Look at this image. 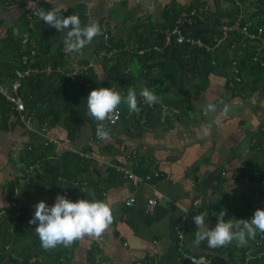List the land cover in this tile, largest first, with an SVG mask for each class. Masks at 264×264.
I'll use <instances>...</instances> for the list:
<instances>
[{
	"label": "crops",
	"instance_id": "0c3cea01",
	"mask_svg": "<svg viewBox=\"0 0 264 264\" xmlns=\"http://www.w3.org/2000/svg\"><path fill=\"white\" fill-rule=\"evenodd\" d=\"M201 2L212 0H38L37 8H52L64 12V16L78 13L82 24L98 22L101 33L109 35L106 41L100 33L82 50L70 51L64 45L65 33L37 15L28 17L33 12L31 0H0V79H8L15 65L16 48L5 45L3 40L9 35L21 38L38 28L29 39L32 47L39 49L45 37L50 43L49 53L36 59L39 69L53 70L45 73L47 76L60 69L71 83L77 82L73 85L79 87L80 96L72 94L78 98L82 116L70 137L64 123L66 112L59 121L48 116L46 88L34 94V107L26 104L31 127L21 124L10 108L5 129L0 109V264H15L11 257L16 259L17 252L28 246L30 264H188L175 252L178 226L185 228L183 246L188 253L213 255L211 247H203L206 240L195 242L199 227L194 222L195 215L207 210L205 223L211 227L221 210H225V220L235 222L251 218L258 208L264 209V77L251 58L252 49L245 50L252 43H244L243 52L238 54L235 50L227 53L229 48L223 44L219 50L221 67L214 75L207 66L202 67L204 77L210 81L208 88L199 94L185 89L188 100H176L178 104H192L194 111L187 116L176 118L171 112L165 122L160 106L150 108L141 103L133 112L122 103L119 107L123 116L109 129L111 138L97 139L94 127L98 121L85 114L86 91L79 81L89 71L97 87H112L123 96L129 87L134 88L130 82L136 78L128 57L106 56L110 40L113 44L128 41L134 46L136 33H143L154 42L156 38L149 28L166 25V10L172 15L182 6H199ZM153 17L156 23L151 25ZM256 52L259 49L253 53ZM104 57L112 59V63L104 64ZM55 62L60 63L56 68ZM233 62L239 70L237 84H230L235 86L234 94L225 89L226 81L232 78ZM90 64L92 67L83 68ZM80 68L79 75L72 78L71 74ZM184 76L183 72L180 79ZM56 78L46 80L47 85ZM178 83L174 85L185 99ZM24 89L28 91V85ZM141 99L144 100L142 96ZM209 104L215 107L209 109ZM1 105L7 106L0 97ZM67 153L75 158L63 159ZM62 161L72 166L65 173L70 180L58 177ZM50 163L53 173L48 170ZM123 170L149 176L157 172L160 177L133 187L123 179ZM55 177L59 179L57 184ZM64 183L74 186L68 189ZM253 184L255 188L250 189L248 186ZM58 194L73 201L87 198L108 202L113 209L111 224L99 237L86 234L70 244L44 248L36 225L29 221L37 202L45 200L51 205ZM130 198L135 202L127 207L125 203ZM149 199L155 201L151 212L147 210ZM218 203L220 206L212 209ZM230 244L244 246L235 240Z\"/></svg>",
	"mask_w": 264,
	"mask_h": 264
},
{
	"label": "trees",
	"instance_id": "16d2710c",
	"mask_svg": "<svg viewBox=\"0 0 264 264\" xmlns=\"http://www.w3.org/2000/svg\"><path fill=\"white\" fill-rule=\"evenodd\" d=\"M228 2H231V0H226ZM260 1V0H259ZM261 3L264 4V0H261ZM193 8L195 5H191ZM252 9V8H251ZM178 11V10H175ZM254 11V10H253ZM249 13L248 15L251 17L248 18V20L251 21L252 25L255 27H258L262 30L260 37L264 38V19L260 20V15L254 14L252 12L250 14L249 10L247 11ZM178 13L170 14L167 10L165 12V19H166V25L164 24H158L157 28H149L150 34L155 36V41L151 42L150 38L146 37L143 33H136V43L134 46H130L128 41H120L116 44H113V41H109V48H115L116 53H114L112 56L116 55V57H119L120 59L128 57V60L130 62L129 67H131V63L137 65L136 72H132V76H134L136 79L134 81H131L130 84L134 86V88L137 91V99L138 104L141 105V96L139 95V92L142 88L148 87L156 92V94L160 97L159 102L154 103L155 106H161L166 105L167 112H165V122L168 120V114L173 112L171 110L176 109L180 111V114H174L176 115V118H180L181 115L187 116L188 112L192 110L191 105L187 103H180L178 104L176 100L180 99V96L178 94L177 88L174 84H177L181 79L180 76L184 72L185 73V80L183 81L185 89L188 88V86H191L192 80L195 81V84L192 85L191 88H188L193 94H199L200 92H203L206 90L209 86V79L205 78L202 73V67H208V72L210 74H216L217 70L221 67V60L222 56L220 54L219 49L215 48L212 44V42L209 40L210 37V30L207 28L198 29V30H192L190 34L187 33V31L182 30V34L186 37H190L194 40H199L202 44V46L197 45H191L189 43L183 42V43H177V37L172 36L170 43L167 45L165 43V34L170 31H172L173 27L175 26L176 19L178 17ZM257 18L254 19V18ZM193 28V27H192ZM156 29H160L157 31ZM156 30V31H154ZM38 31V28H35L31 30L30 38L32 39ZM233 36H236L237 38V44L239 45L241 42L245 43H251L253 40H250L245 37L244 34L234 32ZM21 38L19 37H12V35L7 36L3 41L5 45L12 44L15 46L16 50L13 51V54L15 56V65L13 68H17L18 66H22L21 64V57L23 55L28 56V64L30 67L37 68L40 70V63L36 60L37 58L44 57L49 53V46L50 43L48 39L45 37L44 42L42 45H40V48L36 50V56L32 57L30 56V50L33 49L31 42L29 41L28 45L25 46V48L21 45ZM101 39L102 36H101ZM261 46V42L257 43ZM128 45V46H127ZM127 46V47H126ZM211 48L209 50L208 48ZM262 47V46H261ZM241 48L238 47L237 50H235V54L240 53ZM264 53V47L261 50ZM252 52H255L254 49H252ZM12 54V53H11ZM111 56V57H112ZM104 64L110 65L112 63V59H108L107 57H104ZM60 64L59 62L53 63L54 68ZM258 68L261 69V76L264 77V68L260 67L258 65ZM263 72V73H262ZM57 76L56 81L54 83H50L47 85L46 80H51ZM229 77V75H227ZM70 79V78H69ZM63 74V73H52L50 76H47L45 73H42L40 71L36 73H32L30 77L28 78L27 82L24 84V87L28 85L29 90H25L24 87L22 89V94L24 97V100L26 104H30L31 108L35 106V95L37 93H42L44 89L46 88V109L48 111V116L53 118L55 121H59L62 117L63 112H66L68 115L64 119L65 126L68 128V134L69 136H73L74 132L76 130V127H73L74 125H77L78 123L82 122V116L80 114L79 108H78V98L75 97L71 91V81ZM82 82V89L86 91L85 98L89 95L90 91L94 88H97L96 85L92 82V74L89 71L86 75H82L81 77ZM167 83V84H166ZM127 84L126 86L130 85ZM230 84H237L236 82H233L232 78L229 81H226L225 83V89L227 91H231L235 88L230 87ZM111 84H109L110 86ZM129 87V86H128ZM118 91V90H117ZM30 92V93H29ZM121 92V91H119ZM29 93V94H28ZM127 93V91L125 92ZM124 93V94H125ZM34 96L31 98V95ZM35 94V95H34ZM234 94V92H233ZM123 96V95H122ZM86 100V99H85ZM84 107L86 110V103L84 102ZM173 108V109H172ZM3 119L2 123L4 125V128L7 129V123L10 118L11 109L8 106L1 105L0 106ZM174 113V112H173ZM47 116V117H48ZM164 122V123H165ZM138 122H134L136 124ZM99 124H95L94 130L96 126ZM126 124V123H124ZM139 126V123H138ZM48 150V149H47ZM48 151H51L48 150ZM50 154V152H48ZM70 156L69 153H67L63 159ZM71 159L75 158V155L70 156ZM49 173L54 172V166L53 163H50ZM62 168L59 170L58 177H61V180L64 178H68L65 173L70 166V163H68V166H65L64 161L61 163ZM70 180V178H68ZM220 182V180H219ZM55 184L59 183V179L55 177ZM60 185V184H58ZM64 185L70 189L73 184L64 183ZM59 189L60 186H58ZM66 188V189H67ZM58 189V190H59ZM63 191V189H62ZM211 205H208V208H210ZM220 204L213 205L212 209L214 207H218ZM20 223V221H18ZM15 229H18L17 226H15ZM259 235H257L254 240L249 239L248 244L242 246L241 248H237V244L231 245L230 243L219 247V248H211V251L213 255H205L206 259L208 260L207 264H257V263H263L264 264V256H259V253L264 249V240L258 239ZM14 244L17 243L16 240H13ZM205 250L206 249V243H202ZM239 247V246H238ZM31 247L22 248L20 252H18L17 258H12L11 260L15 264H30V252L29 249ZM176 254L179 255V258L188 264L191 263L188 259L183 258L180 256L177 246L174 245ZM225 249V250H224ZM226 252V253H225ZM226 257H221V255H225ZM194 256H199L200 254H192ZM249 254V255H248ZM250 257V258H249ZM55 264V263H54Z\"/></svg>",
	"mask_w": 264,
	"mask_h": 264
},
{
	"label": "clouds",
	"instance_id": "9594fccd",
	"mask_svg": "<svg viewBox=\"0 0 264 264\" xmlns=\"http://www.w3.org/2000/svg\"><path fill=\"white\" fill-rule=\"evenodd\" d=\"M37 2L38 0H31L33 13L59 32L65 33L64 45L67 50L80 51L101 33V25L98 22L82 24L78 13L64 16V12L58 13L52 8L45 10L35 7ZM255 64L259 65L257 61ZM137 95L133 87L128 88L126 96H122L121 92L112 87H97L90 91L85 100V114L101 122L97 125V135L101 139L111 138V132L103 121L113 113L118 114L119 105L126 103L130 111L139 110ZM139 95L149 104L160 100L156 92L148 87L142 88ZM207 107L213 109L215 106L209 104ZM206 131H210V128ZM207 216V210H203L193 217L195 224L199 226L196 230L195 242L206 240L211 248L225 246L233 240L239 245H245L249 239H254L258 232L264 233V209L258 208L251 218L235 219V222L231 219L225 220L223 218L225 210H221L216 216L215 226L211 227L205 223ZM112 220L113 209L104 200L78 198L73 201L65 195L58 194L51 205L45 200L37 202L29 223L36 225L35 231L41 245L44 248H51L60 243L70 244L86 234L99 237Z\"/></svg>",
	"mask_w": 264,
	"mask_h": 264
},
{
	"label": "built area",
	"instance_id": "2783aa9c",
	"mask_svg": "<svg viewBox=\"0 0 264 264\" xmlns=\"http://www.w3.org/2000/svg\"><path fill=\"white\" fill-rule=\"evenodd\" d=\"M247 1V0H246ZM253 1V0H250ZM236 6H238V2H236ZM35 16V14L32 12L30 13V16L28 17L32 19ZM196 16L197 12L195 10H192L189 12L188 15L182 18L177 19L175 22V26L173 27L172 31L168 32L165 34V43L168 45L171 41L172 36L177 37V43H189L191 45H197V46H202L201 42L199 40H194L190 37H186L182 34V30L187 31L188 34L191 33L192 27H195L197 25L196 21ZM248 21V22H247ZM228 31L231 32H238L241 34H244L246 38L250 40H255L257 39L262 30L258 27H255L252 25V23L247 19L245 23H242L241 18H238L237 21L234 23V25L230 28H228ZM109 35L107 33L103 34V39L108 40ZM30 39V34L29 33H24L21 39V45L25 48V46L28 45ZM109 47V46H108ZM217 48V47H215ZM211 50V48H208ZM110 51L106 53L107 57H111L114 53H116L115 48L109 49ZM30 56L34 57L36 56V49H31L30 50ZM258 62L261 67H264V62L260 58H255L254 62ZM21 64L22 66H18L17 68H14V70L11 73V76L6 79V80H1L0 79V97L2 100L6 103V105L11 108L17 115L18 121L25 125L26 127H31L32 125V118L30 112L27 110L26 107V102L24 100L23 94H22V88L23 85L27 82L28 78L32 73H36L38 71L42 73H50L52 72L49 68L46 69H40L38 70L37 68L30 67L28 64V56L25 54L21 57ZM88 67H92V64L83 67L85 70ZM58 73H60V69H56ZM81 71V68L78 69L77 71L73 72L71 74V77L74 78L75 76H78ZM238 73V70L235 71ZM73 80V79H72ZM238 80V79H237ZM141 103L143 105H147L150 108H154L153 104H149L145 102V100L141 99ZM162 112H166L167 107L164 105H161L159 108ZM160 111V112H161ZM121 120V113L119 111L118 114L113 113L109 117H107L103 123L107 129H110L111 127L115 126L118 122ZM114 121V122H113ZM101 123V122H99ZM94 135L97 139H100V137L97 135V126L94 130ZM123 179L129 182L133 187H138L140 184L143 183H148L153 181L154 179H158L160 177L159 173L155 172L152 176L149 175H137L132 171H124L123 170ZM154 201L153 199H149L147 203V210L149 212L153 211V207L155 203H152ZM135 202L134 198H130L128 201H126L125 206L127 207H132ZM19 215V212L16 213ZM184 235H185V228L183 225L178 226V229L176 230V246L177 250L180 254L185 259H188L191 263L193 264H207L208 260L206 259L205 256H194L188 253L184 246ZM261 240H264V234L259 235V238ZM259 256H264V249L259 253Z\"/></svg>",
	"mask_w": 264,
	"mask_h": 264
},
{
	"label": "rangeland",
	"instance_id": "374dc122",
	"mask_svg": "<svg viewBox=\"0 0 264 264\" xmlns=\"http://www.w3.org/2000/svg\"><path fill=\"white\" fill-rule=\"evenodd\" d=\"M236 2H238V6H236ZM210 4L214 7L213 10L210 9ZM191 5L192 4L182 6V8L180 10L173 11V14L178 13L179 15H178L177 19L182 18V20H183L184 17L186 15H188L190 11L195 10L197 12V16H196L197 25L195 27H193V29L194 30L203 29V28L209 29L210 33H211L209 40L212 42L213 46L217 47V49L220 50L221 46L224 44V46H226L227 49L228 48L230 49V50L229 49L226 50L227 53L228 52L231 53L232 51L237 50L238 47H240L241 51H242V45L245 43V42L244 43L241 42L238 45L236 42L237 41L236 36H233L234 32L228 31V28L232 27L238 18H241L242 23H245V21L249 17H251V15L249 16L248 15L249 13H247V11L249 10L250 14L252 12H254V14L260 15V17H259L260 20L264 19V4L261 3V0L260 1L259 0H253V1H250V0H247V1L246 0H231V2H228L226 0L219 1V2H218V0H212V2H203V3L201 2L199 4V6L196 4H193V5H195L193 8H191L192 7ZM208 5H209V9H208ZM159 6H161V5H159ZM177 19H176V21H177ZM254 19L257 20L256 17ZM154 23H156L155 17L152 18V21L150 22V24L154 25ZM144 27H145V25H144ZM159 30L160 29H158L157 31H159ZM100 35L103 38V34L101 33ZM259 41L261 42L262 47L259 44H257V43H259ZM251 43L252 44L249 46V48H246L245 50L248 52L249 51L248 49H250V48L254 49V50L259 49V52H256V55L252 51H249V52H251V58L254 61L255 58H257V59L259 57L261 58V54L263 53L261 51V49H263V47H264V38L263 37L261 38L259 36L257 39L253 40ZM79 63H80V61H79ZM131 64H132L131 67H133L131 71L134 73H137L136 72L137 65L134 64V66H133V63H131ZM232 64H233V69H234L233 74H232V80H234L233 82L237 83L239 72L236 73L235 71L238 70V68L236 67L235 62H233ZM256 66L258 67V65H256ZM185 77L186 76L182 77L181 83L179 82L177 85L178 89H180V91L183 93L182 96H184V97H185V93H186V90H185L186 87H184V84H183ZM81 81L82 80H80L79 82L81 83ZM76 83H71L70 91H71V93H75V95L80 96L79 87L76 85H73ZM194 84H195V81L192 80V82L190 84L191 86H188V88H191L192 85H194ZM188 88H187V90H188ZM186 98L187 97H185V99L183 97L182 98L180 97L179 100L181 102L188 100ZM153 105H155V104L153 103ZM189 105H191V104H189ZM164 106L166 107V105H164ZM191 108H192V105H191ZM193 111H194V108H192V110L190 112H188V114L193 112ZM180 113L181 112L179 111L178 113H175V114H180ZM248 187H250V189H253V188H255V184L249 185ZM260 191H263V190L260 189ZM16 251L17 250H13V252H16Z\"/></svg>",
	"mask_w": 264,
	"mask_h": 264
},
{
	"label": "bare ground",
	"instance_id": "6f19581e",
	"mask_svg": "<svg viewBox=\"0 0 264 264\" xmlns=\"http://www.w3.org/2000/svg\"><path fill=\"white\" fill-rule=\"evenodd\" d=\"M119 107V106H118ZM119 111H120V113H121V117L123 116V111H122V109L119 107ZM174 113H178L179 111L178 110H176V109H173L172 110Z\"/></svg>",
	"mask_w": 264,
	"mask_h": 264
}]
</instances>
